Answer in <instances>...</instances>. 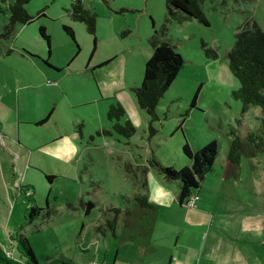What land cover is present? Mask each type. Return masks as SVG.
Listing matches in <instances>:
<instances>
[{
  "label": "rangeland",
  "instance_id": "obj_1",
  "mask_svg": "<svg viewBox=\"0 0 264 264\" xmlns=\"http://www.w3.org/2000/svg\"><path fill=\"white\" fill-rule=\"evenodd\" d=\"M13 1L0 0V32ZM71 2L30 0L26 8L33 20L0 37L2 248L21 259L13 238L20 231L40 264H65L59 257L76 264H178L181 224V249L206 241L204 251L181 255V264H264V151L242 157L239 177L223 175L230 131L245 136L260 124L259 106L243 112L232 97L239 81L229 52L242 24L256 21L264 30V0H203L208 25L198 19L168 25V38L185 64L157 105L153 137L132 88L143 79L149 38L165 22L166 0H83L97 13L95 35L71 17ZM64 25L73 27L76 40ZM202 42L218 58L207 57ZM105 58L108 64L94 68ZM44 70L50 72L45 77ZM117 101L126 109L122 122L130 119L136 127L130 138L97 134L111 129L107 112ZM213 139L219 153L198 190L200 206L162 204L154 229L135 239L121 235L123 219L117 236L97 228L109 207L126 206L137 192L164 184L150 158L181 168L191 163L183 152L186 141L196 150ZM90 199L95 205L86 212ZM32 204L44 210L30 221L26 211Z\"/></svg>",
  "mask_w": 264,
  "mask_h": 264
},
{
  "label": "trees",
  "instance_id": "obj_2",
  "mask_svg": "<svg viewBox=\"0 0 264 264\" xmlns=\"http://www.w3.org/2000/svg\"><path fill=\"white\" fill-rule=\"evenodd\" d=\"M30 0H14L9 5L8 21L4 24L0 37L9 38L14 34L18 23H29L32 15L26 8ZM167 12L165 22L160 29H154L149 42L152 46V54L148 58L144 68L141 83L133 87V91L139 106L146 110L149 121V136L153 137L157 128L155 122L159 120L157 105L164 96L170 84L176 78L185 64L182 54L176 49V45L168 38V25L173 22L198 19L208 25L209 20L203 9V0H166ZM123 8L121 11H124ZM68 12L75 20L82 21L91 34H96L97 13L86 7L83 0H72ZM66 32L76 40L73 27L64 25ZM126 31L122 34L125 35ZM41 35L50 44V35L44 26L40 27ZM235 43L229 52V66L232 74L238 79L239 86L232 90V97L242 103V111L246 112L253 106H259L262 114L257 129L248 130L245 136L232 129L230 131L231 142L223 167L225 177H239L242 157L256 156L264 151V30L256 21L247 22L239 26L235 33ZM96 39V38H95ZM205 54L209 58H218L216 49L202 42ZM51 54V51L49 50ZM195 103V98L192 104ZM126 113L124 105L117 101L112 102L108 108L107 116L112 127L97 131V134L117 133L125 138H130L136 131V127L130 119L122 122ZM82 124L79 125L81 130ZM184 154L191 159V165L181 168L164 165L155 157L148 160L152 167H156L163 176L169 180H177L180 183L179 201L186 203L192 193L197 192L207 175L215 169V161L219 153V144L216 139L210 140L200 148L194 150L188 141L183 144ZM147 166L144 168V173ZM142 185H147L146 174ZM86 212L94 207L95 202L88 200ZM43 207L32 204L27 210V217L31 221L39 216ZM158 204L153 202L147 193L137 192L131 203L126 206H111L108 208L109 216L105 218V224L98 226L103 233L110 231L117 236L119 220L123 219L122 234L125 238L135 239L138 235L150 233L157 220ZM47 214H50L49 212ZM17 247L22 254L21 259L7 257L6 251L0 245V259L8 264H40L29 238L18 231L13 235ZM59 261L65 264H76L70 259L59 257ZM53 261H51L52 263Z\"/></svg>",
  "mask_w": 264,
  "mask_h": 264
},
{
  "label": "crops",
  "instance_id": "obj_3",
  "mask_svg": "<svg viewBox=\"0 0 264 264\" xmlns=\"http://www.w3.org/2000/svg\"><path fill=\"white\" fill-rule=\"evenodd\" d=\"M152 48V46H151ZM152 54V49L149 50L147 52V57L148 55H151ZM49 56V55H48ZM50 57V56H49ZM110 59V58H109ZM108 58H105L103 60H100V62H98V65L97 64H94V68H101L102 66L108 64L110 62ZM148 59V58H147ZM60 66V65H59ZM53 67V66H52ZM50 67V70L51 68ZM55 70H57L56 66L53 67ZM48 73H50L49 71H41V74L45 77L46 75H48ZM148 115V114H147ZM48 118V117H47ZM148 121H149V117H148ZM45 122V119L43 120H39V123H44ZM242 135V134H241ZM191 161V159H189ZM216 162V161H215ZM226 162V161H225ZM224 162V164H225ZM242 162V161H241ZM191 165V163H189ZM188 164V165H189ZM242 164V163H241ZM224 175V174H223ZM153 179L156 180V178L154 176H152ZM165 178V177H164ZM164 184H161L157 181V184L155 185H151V187H149V191L147 192V194L149 195V198L158 204V207H162L161 205H169V206H174V205H177L180 203L179 201V191H180V183L179 181L177 180H169L167 178L164 179ZM168 182V183H167ZM199 192V191H198ZM167 194L170 195V197H167ZM199 194V193H198ZM200 199V197H199ZM202 205V203H201ZM179 206V205H178ZM180 206H181V203H180ZM195 207L197 206H200L197 204V200H196V203L194 205ZM194 210V209H193ZM195 212H201V209L200 210H194ZM27 212V211H26ZM179 228H180V234H179V238H178V247H176V259L174 258L175 256L172 255V257L170 258V261L175 259V261L178 263V264H181V255L182 257L186 258L188 257V253L190 250H194V253L198 251H204L205 250V246H206V241H204L202 244H199L198 246L196 247H191V246H187V247H184L183 249H181V224L179 225ZM201 242V241H200ZM192 248V249H191ZM196 256H194L193 258H195ZM8 264V263H7Z\"/></svg>",
  "mask_w": 264,
  "mask_h": 264
},
{
  "label": "built area",
  "instance_id": "obj_4",
  "mask_svg": "<svg viewBox=\"0 0 264 264\" xmlns=\"http://www.w3.org/2000/svg\"><path fill=\"white\" fill-rule=\"evenodd\" d=\"M198 196H199V195H198L197 192L192 193L191 196L187 199L186 204H187L188 206H194L195 203H196V200L198 199ZM6 254H7V256H8L9 258H12V257H11L12 252H11L10 250H7V251H6ZM92 264H103V263L93 262Z\"/></svg>",
  "mask_w": 264,
  "mask_h": 264
}]
</instances>
